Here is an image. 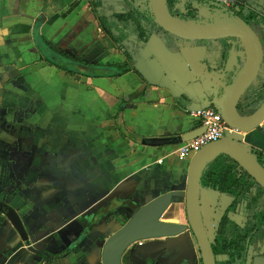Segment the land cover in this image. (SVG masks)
<instances>
[{
  "label": "crops",
  "instance_id": "crops-1",
  "mask_svg": "<svg viewBox=\"0 0 264 264\" xmlns=\"http://www.w3.org/2000/svg\"><path fill=\"white\" fill-rule=\"evenodd\" d=\"M65 5L0 0V201L19 213L31 239L23 242L0 213V264H102L103 245L120 222L168 192L174 197L166 217L185 223L193 156L180 160L174 154L180 145L152 148L142 141L201 128L188 109L192 102L219 108L225 97L222 78L206 68L214 42L154 30L134 45L136 60H127L125 50L95 28L69 26ZM73 31L79 35L70 45ZM72 47L94 65V74L57 67H66L61 55ZM122 64L130 70L120 76ZM228 132L226 139L264 153V121ZM198 195L206 226L233 201L204 188ZM187 240L184 233L173 243L131 246L126 264L155 260L166 249L175 252L173 264H196L199 255Z\"/></svg>",
  "mask_w": 264,
  "mask_h": 264
},
{
  "label": "water",
  "instance_id": "water-1",
  "mask_svg": "<svg viewBox=\"0 0 264 264\" xmlns=\"http://www.w3.org/2000/svg\"><path fill=\"white\" fill-rule=\"evenodd\" d=\"M150 4L152 14L158 26L174 37L189 41H216L230 37H238L246 39L251 43L254 49V60L248 61L242 75L232 86L226 89L221 106L219 108L214 105L201 106L200 104H194L192 102L188 109L190 112H194L213 107L221 113L229 127L239 132L250 131L258 127L264 121V103L262 105L255 104L251 107L243 108L245 116L241 115L238 110L240 102L256 81L260 65L263 61L262 45L254 31L246 24L235 21L210 25L205 27V30L201 32L185 30L174 24V17L171 16L168 10L167 0H150ZM246 57H248L247 54ZM136 58L134 57V60ZM207 64L208 61L206 67ZM204 85L206 84L204 83ZM210 89L215 90L216 88L211 84ZM258 106L261 107L256 111L255 109ZM204 131L205 127H201L181 135L144 138L142 145L152 148L179 146L197 138ZM228 134L229 132L226 133L222 140L206 146L200 152L193 155L189 167L186 187L187 222L197 239L203 264H216L208 237V231L211 232L213 228L212 226L206 227L204 225L198 195L200 189V173L206 163L221 153L227 154L235 159L253 177L259 186L264 188V167L257 161L251 150L245 148L234 139H226ZM173 197L174 195L171 192L162 194L135 210L134 214L128 220H125L126 222H123V225L115 229L106 239L102 248L101 263L122 264V257L126 250L138 242L160 238L171 240V238L186 233L188 231L187 224L173 222L172 219L166 217L173 203ZM0 213L12 225L23 242H31L26 226L16 210L3 201H0ZM224 213H222L221 217ZM30 250H35V247L31 246ZM170 251L165 250V252ZM256 256L252 264H264V252Z\"/></svg>",
  "mask_w": 264,
  "mask_h": 264
},
{
  "label": "flooded vegetation",
  "instance_id": "flooded-vegetation-1",
  "mask_svg": "<svg viewBox=\"0 0 264 264\" xmlns=\"http://www.w3.org/2000/svg\"><path fill=\"white\" fill-rule=\"evenodd\" d=\"M215 1L220 2V4H222V8H219L218 6L212 8L209 7L208 9L205 10H201L200 8H198V10L195 12L196 13L195 17L190 18V16L184 14L185 17L182 16V18H178V19L184 20L186 22H195L206 26L219 24L221 22L235 21L238 23H244L248 27H250V29H252V31H254V33L258 37L263 50V61L260 65V69L256 81L254 82V84L251 86L250 89L253 88V90H257V91L262 90V94L264 95V0H215ZM57 2L60 3L63 2L66 4L65 6L67 8L66 12L68 14L69 26L78 27L82 22H84L83 24H85L87 28H91V29L95 28L96 31L98 30L99 32H101L103 36L109 39L114 45H119L120 47H122V49L125 50L123 55L126 57L127 60L129 59L132 60L134 59V57L137 56L136 55L137 52L136 49H134V45L150 39L153 34L152 31L156 30L157 32L162 33L163 35L167 34L169 36H172L166 33L156 23V20L152 16V8H151L150 0H57ZM111 3H114L117 9L110 11L109 5ZM179 9L185 12V10H183L184 9L183 2L181 3V5H179ZM210 11H212V17H208ZM109 18H113L112 19L113 22L110 23L106 22L107 19ZM137 19H139L140 22L139 25L141 27V30L142 27L143 29L146 30L147 28H150L149 33L143 36H140L138 33L135 35L131 34V35H127L124 38L122 33L124 28L134 24V22H136ZM107 26L111 27V30L114 31L113 34H111L110 31L109 32L107 31ZM203 30H205V28ZM203 30H199V31H203ZM78 32L73 31V34L69 38L70 45L73 42L75 43V41H77L79 35ZM145 33L147 32L145 31ZM92 34L93 32L90 34L89 37H92ZM196 41L206 42L205 40H196ZM211 41L214 42V44L208 47L207 57L209 55L215 57L219 56L221 50H219V48L217 47L219 44H223V42L231 44V49H230L232 50L231 57L233 55H237L234 58V60L237 57L238 58L240 57L238 56L239 51L241 52V54H243V56L244 55L246 56L247 54V52H245L244 50V47L246 45L242 38L230 37L222 40H216V41L211 40ZM67 56L69 58L65 59V62L67 63L66 67L69 71L94 74L93 73L94 65L87 63L85 61L84 55L81 54V52H79L78 50H75L73 48L72 53H68ZM254 193L260 195L257 202L258 204L257 206H255V209L250 208L253 202L251 197L246 196L245 198H243L241 201L238 202L237 208L234 211L228 213V217L237 226H239L240 231L249 232L250 229H252L250 231L252 237H251V241L248 243V252L244 264H252L254 259L257 257L256 255L264 252V222L261 226H259L257 225V223L255 224V219L253 218L254 211H262L264 209V192H261V189H259L258 186L256 185ZM226 211L224 215L226 214ZM231 214H235V215L238 214L240 215L241 218L240 217L232 218L230 216ZM223 216L220 217L218 222L214 224V226L212 227L213 230L211 232L208 231V237L211 243L213 253H214V246H216L218 226ZM184 224L188 225V231L186 232L188 234V237L190 238V241L187 240L188 250L195 249L196 253L199 255V257L197 256L196 258V264H203L197 239L194 236V233L191 230L189 223L186 221ZM155 240L160 242H162L163 240L165 242L167 239L166 238L153 239V241ZM172 241L173 238L169 240L170 243H173ZM188 242L192 246H190ZM143 244L144 241L138 242L135 245L141 246ZM126 252L122 257V264L123 262L126 263L127 261ZM175 256H176L175 252L172 253L163 252V254H161L155 260L147 259L143 263L141 262V264H173V262L176 261ZM214 257L216 260V264H226V262L229 261V257L225 254H216V255L214 254Z\"/></svg>",
  "mask_w": 264,
  "mask_h": 264
},
{
  "label": "trees",
  "instance_id": "trees-1",
  "mask_svg": "<svg viewBox=\"0 0 264 264\" xmlns=\"http://www.w3.org/2000/svg\"><path fill=\"white\" fill-rule=\"evenodd\" d=\"M183 2L184 11L179 9V5ZM168 10L172 17L182 18L185 15L190 16V18L195 17L196 11L198 8L201 10L208 9L209 7H219L222 8V4L215 0H167ZM153 16V14H152ZM154 17V16H153ZM212 17V11L209 12V16ZM113 18L107 19L106 22H113ZM138 20V21H137ZM134 24L124 28L122 31L124 38L127 35L139 34L143 36L149 33V29L141 30L139 19H137ZM110 29V30H109ZM141 30V31H140ZM107 31L113 34L114 31L111 30V27L107 26ZM145 31L147 33H145ZM47 45V43H46ZM221 50L219 56L207 57V69H210L214 72H217L222 78L223 88H228L234 84V82L242 75L244 68L241 65L240 58H236L233 64H230L231 57V44L223 42L219 44L218 47ZM62 59H68L69 57L66 54L61 55ZM60 69H64L71 73L64 66H57ZM116 70L119 75H123L130 70L127 64L117 65ZM84 76H90V73L76 72ZM117 73V74H118ZM213 82V79L212 81ZM214 87H217V83L213 82ZM264 103V95L262 90H253L249 89L239 104V113L245 116L244 109L245 107H251L255 104L262 105ZM254 157L257 161L264 167V153L254 150L252 151ZM256 185L261 192H264V188L259 186L253 177L231 156L227 154H219L214 159L208 161L203 167L200 173L199 187L204 188L210 191H215L224 195H228L233 198L232 204L226 211V214L223 216L222 220L218 226V234L216 240V246H214V254H225L229 257V261L226 264H244L245 258L248 252V243L251 241V233L242 232L229 217L228 213L234 211L237 208L238 202L241 201L246 196L251 197L252 205L251 209H255L259 199V194L254 193ZM137 208L135 207L134 210ZM130 217H126L128 220ZM253 218L255 219V224L261 226L264 222V209L262 211H254ZM255 231V229H254ZM253 231V232H254ZM71 251V247L66 248L62 253L55 256V258H61L67 255Z\"/></svg>",
  "mask_w": 264,
  "mask_h": 264
},
{
  "label": "built area",
  "instance_id": "built-area-1",
  "mask_svg": "<svg viewBox=\"0 0 264 264\" xmlns=\"http://www.w3.org/2000/svg\"><path fill=\"white\" fill-rule=\"evenodd\" d=\"M191 116L201 122L205 131L197 138L183 143L176 149L174 154L180 160L193 156L206 146L222 140L228 131L238 132V130L229 127L221 113L213 107L191 112Z\"/></svg>",
  "mask_w": 264,
  "mask_h": 264
},
{
  "label": "rangeland",
  "instance_id": "rangeland-1",
  "mask_svg": "<svg viewBox=\"0 0 264 264\" xmlns=\"http://www.w3.org/2000/svg\"><path fill=\"white\" fill-rule=\"evenodd\" d=\"M111 2H114V1H111ZM107 3V2H106ZM115 9H117L116 7H115V5H114V3H111L110 5H109V10L110 11H113V10H115ZM175 19V18H174ZM176 20H178V21H181V22H183V23H185V24H187V25H189V26H191L192 28H205V27H207L206 25H201V24H198V23H195V22H186V21H184V20H181V19H178V18H176ZM244 41V40H243ZM245 43V42H244ZM245 45L247 46V47H249L246 43H245ZM247 47H246V51H247V56L248 57H244L243 56V58H244V60H245V62H247L248 63V61H251L252 60V53H251V48L249 47L248 49H247ZM249 52V53H248ZM249 58H250V60H249ZM121 223V225H123V222H120ZM119 228V227H118ZM123 264H126V263H124L123 262Z\"/></svg>",
  "mask_w": 264,
  "mask_h": 264
},
{
  "label": "bare ground",
  "instance_id": "bare-ground-1",
  "mask_svg": "<svg viewBox=\"0 0 264 264\" xmlns=\"http://www.w3.org/2000/svg\"><path fill=\"white\" fill-rule=\"evenodd\" d=\"M173 22L179 28L186 29V30H193L194 32H201L199 30H203L204 29V28H192L191 26H189V25H187V24H185V23H183L181 21L176 20V18L173 20ZM243 40L252 50L253 47H252L251 43L248 40H246V39H243ZM251 53L253 55L251 61H253L254 60V49L251 51Z\"/></svg>",
  "mask_w": 264,
  "mask_h": 264
}]
</instances>
